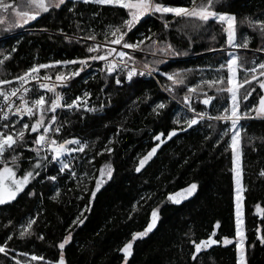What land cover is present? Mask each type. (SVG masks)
<instances>
[{
  "label": "trees",
  "instance_id": "1",
  "mask_svg": "<svg viewBox=\"0 0 264 264\" xmlns=\"http://www.w3.org/2000/svg\"><path fill=\"white\" fill-rule=\"evenodd\" d=\"M165 3L190 6V0H165ZM216 10L236 16L238 39L243 34L250 38L249 50L238 53L247 61L246 66L252 67L253 61H264V52L256 51L264 47V41L246 22L242 23L245 18L264 20V0H220ZM126 18V11L115 6L66 0L59 9L43 13L23 27L7 31L0 25V59L11 53V58L0 65V80L12 81L0 84V88L11 90L18 82L17 77L35 65H55L57 61L96 55L87 52V47L94 43L83 39L89 33L96 35L95 43L103 42L100 54L105 53L107 48L103 45L112 44L104 33ZM165 19L169 21L168 29L158 15L149 16L126 37L132 42L142 34L156 33L153 39L170 42L179 51L180 55L174 59L155 65L158 68L154 72L155 79L133 77L126 82V71L112 75L92 71L60 90L66 103L88 92L91 94L88 101L104 102L105 106L101 113L81 109L59 113L62 127L55 139L61 143L66 139H79L87 145L83 153L65 158L66 162L71 161L70 168L76 176L67 170L60 173L59 163L49 164L40 170V176L31 181L24 193L0 205V245L6 244L8 251L7 256L0 254V264H15V259L22 264L25 261L27 264L55 262L60 255L58 244L69 234L71 239L63 250L66 264H125L120 249L131 241L133 233L146 228L156 208H159L157 226L147 237L134 242L127 264H237L235 244L222 243L225 237L234 239L236 236L231 131L222 135L229 124L205 118L188 130H182L187 128L184 121L193 115L183 103L187 89L202 79L217 75L227 78L226 67L220 73L215 71L228 59L224 51V28L215 21L193 28L192 24L198 21L189 22L170 15ZM183 25L187 27L178 30ZM13 48L16 51H11ZM129 52L137 61L154 60L139 52ZM77 66L79 64L55 65L41 69L40 74L55 79L57 74L66 75ZM184 70H191L186 73L185 84L176 87L174 93L166 91L171 82L165 73ZM116 78L122 83L117 85ZM252 84L257 91L247 101H241L242 112L246 106L259 103L261 92L255 81ZM224 86H227L226 79ZM204 91L217 99L205 106L200 102L203 95L193 94L191 103L195 110L211 116L222 114L223 107H228V94L218 96L206 86ZM160 103H164L165 108L154 112ZM251 115L253 118L240 121L243 125L240 144L242 220L247 264H264V244L258 239L264 236V176L260 175L264 171V117ZM24 122L30 121L25 119ZM173 130L177 135L167 139V133ZM160 133H165L162 137L165 142L137 172L139 161L159 143L154 137ZM34 136L29 135V140ZM27 147L22 150L21 168L25 170L30 167V158L35 156ZM106 148L112 151L109 153ZM105 164L113 169L112 177H105L106 182L92 199L95 180ZM51 176L56 180H50ZM192 183L197 184V190L191 197L179 204L168 201L169 194ZM81 212L84 223L74 226L73 221ZM29 220L36 221L30 229L31 235L21 237L20 232ZM213 233V238L220 242L201 251L193 261L192 241L199 243ZM40 236L44 239H39ZM32 255L44 259L33 261Z\"/></svg>",
  "mask_w": 264,
  "mask_h": 264
},
{
  "label": "snow or ice",
  "instance_id": "2",
  "mask_svg": "<svg viewBox=\"0 0 264 264\" xmlns=\"http://www.w3.org/2000/svg\"><path fill=\"white\" fill-rule=\"evenodd\" d=\"M66 3V0H13V2H5V0H0V25H5L7 31H11L14 28L23 27L30 21L36 20L41 14L49 13L53 9H59L62 5ZM83 3H93L97 5H108L115 6L126 11V19L122 20V23L118 26H110L109 31L104 33L105 39L108 43L112 45H118L121 49L130 50L132 53H148L153 57H172L180 55L179 51L167 41H161L160 39H153L156 33H151L149 35H143L140 39L136 41L129 42V34L133 32L134 29L142 22L145 17L149 16H159L160 19L164 20V28H169V21L165 19L167 16H172L173 18L185 19L189 22L198 21L199 23H193V28L203 27L210 21H215L226 25L224 27V32L226 33V44L228 48L233 49V51L228 52V59L226 63L221 64L219 68L215 69L217 73H220L225 67L227 68V78L223 75H217L212 79H202L199 84L194 87H189L185 96L183 97V103L187 110L193 115L191 118L186 119L184 122L187 124L188 128L197 125L201 120L207 118L208 120L223 121L225 124L230 123V129H226L222 135H227L228 131H231V143L230 147L233 152V163L235 165L233 171L236 173V240L229 239L225 237L223 239V244L225 246L235 243L236 251L238 253L237 264H247L246 259V248L245 241L246 236L242 229V199L241 192L243 191L241 184V171L239 168L240 162V144H241V131L243 130V125L240 124L242 119L253 118L251 113L255 114V117H264V95L259 97V104L256 106L248 107L246 110L241 112L240 102L241 98L247 101L254 92L257 91L256 87L253 86L252 82L255 81L259 89L264 92V61L257 63L253 61L252 67H247V61L238 55L237 50H249L250 38L243 34L240 39H238V28H237V18L234 15L221 13L216 10L220 3V0H190V6H170L165 3V0H83ZM247 23L248 27L256 32L261 41H264V20L257 19L253 20L251 18H245L242 23ZM187 27L183 25L180 31ZM83 39L91 40L94 43L87 47L88 53H96L81 60H67V61H57L55 65H76L83 66L89 65L90 62L104 61L105 70L108 75H112L120 69L121 71H126V78L131 81L134 76L140 75H152L154 72L158 71L155 65L164 63V59H154L152 61H137L134 55L130 54L129 51L118 50L117 48H109L104 54H100L101 43H95L96 35L89 33ZM150 41L151 43H147ZM11 51H16L13 48ZM258 52H264V47L256 49ZM116 53V58L109 61V56ZM11 58V53L3 55L0 59V65H3L5 61ZM129 62L132 63V67L129 68ZM137 63H142L143 68H137L135 65ZM55 65L50 64H38L33 66L23 75L18 76L17 80L20 83V87H13L9 91H5L0 88V98L3 100V104H0V128L4 131H0V205L14 201L21 193L25 192V189L31 183L35 177L40 176V170L47 168L49 164L59 163V172L63 173L66 170L71 173L73 177L76 176L74 171H71L70 165L71 161L66 162V157L71 156L73 153H83L87 147L79 139L64 140L62 143L57 139L52 138L53 133H60L62 125L57 124L58 116L57 111L63 108L73 109L79 108L81 105L87 104V99L90 98L91 94L85 92L83 97L77 96L71 103H66L64 96L61 92L56 91V85L50 84L47 81L51 80L48 75L41 78L39 76L41 69H49L55 67ZM191 70H184L183 72L175 73H165L167 80L171 82V85L166 86L165 90L169 93H174L176 87L185 84L186 73ZM81 74L80 70L72 72L68 75L64 73H59L55 76V80L60 82V86H66L67 81L71 78L79 76ZM238 77L240 78L238 80ZM45 82H39L40 80ZM225 79L226 84L225 85ZM31 80L38 81V87L45 93H52L50 99H46L44 94H40L37 98L29 99V95L32 89L25 87L26 84ZM10 80H0V84H11ZM117 85L121 84L122 81L119 78L115 79ZM248 85V87H244ZM209 90H215L217 95H222L227 93L231 101L228 107H223L222 114L211 116L207 112H197L192 106L191 100L193 94L203 95V99L200 101L205 106H210L214 100L217 99L216 96H210L204 91V87ZM243 88V92L240 89ZM13 98H18L20 103L17 105ZM165 104L160 103L153 109H164ZM85 111H95V109L85 107ZM48 113H52L50 118L47 116ZM158 114V113H157ZM12 117H17L15 121ZM25 117L28 118L30 122H24ZM179 123V121H176ZM20 125L19 128L16 126ZM211 126V125H210ZM186 130V129H182ZM35 134L34 138L29 140V135ZM175 130L167 133V139H171L176 136ZM165 133L157 134L154 139L159 143L151 149L140 161L139 166L136 168L137 172H140L145 164L151 160V158L156 154L158 148L165 141L162 137ZM31 145L30 147H27ZM70 145H75V147H69ZM27 147V150L35 153L33 158H30L29 169H22L21 162L23 160V149ZM109 153L112 151L111 148H106ZM102 154V153H98ZM91 163V161H89ZM113 169L109 164L103 165L99 170V177L95 180V189L91 191V198L94 199L97 193L100 191L104 182L107 179H111ZM19 173V175H18ZM87 175V173H86ZM261 176H264V171L260 172ZM50 180L55 181L56 177H49ZM197 190V184L192 183L187 188L182 189L181 192L175 194H169L167 197L168 201L179 204L182 202L181 193H183L182 198L187 199L191 197ZM29 195H35V193L29 192ZM59 195V193H57ZM259 209V205H257ZM88 209L86 208L85 211ZM159 208L153 209L151 212V218L146 228L143 231L135 232L132 234L131 241L127 242L120 251L124 254L125 264H127V259L132 255L133 244L138 239H143L151 233L157 226L159 220ZM84 215L81 212L80 216L73 221L74 226L82 225ZM35 220H29L23 230L20 232L21 237L26 235H31L30 229ZM216 227L219 228L220 224L217 222ZM215 233L209 236L208 239L201 240L197 243L195 240L192 241L194 245V253L192 255L193 261L197 260V257L201 251L206 250L212 245L218 244L220 241L214 239ZM9 240L12 239L11 236L8 237ZM39 239H44L40 236ZM71 239V234L65 237L62 242L58 244L60 249V255L58 260L55 262H48V264H66L63 250L65 245L69 243ZM261 244H264V236H259ZM0 254L8 255L7 245H0ZM20 255L27 256V253H21ZM15 259V257H13ZM44 257H38L36 255L31 256V260H43ZM15 264H22L19 259H15ZM27 264V261L23 262Z\"/></svg>",
  "mask_w": 264,
  "mask_h": 264
},
{
  "label": "built area",
  "instance_id": "3",
  "mask_svg": "<svg viewBox=\"0 0 264 264\" xmlns=\"http://www.w3.org/2000/svg\"><path fill=\"white\" fill-rule=\"evenodd\" d=\"M103 46H105V45H103ZM117 49H119V47L117 48ZM114 58H116V53H114V54H112L111 56H109V61H111V60H113ZM133 65H132V63L131 62H129V68H131ZM136 66V65H135ZM137 68H140V69H142L143 67H138V66H136ZM78 70H80V72H81V74L79 75V76H76V77H74V78H71V79H69L68 81H67V85L66 86H60V82H58V81H56L55 79H53V78H51V80L50 81H47L48 83H50V84H54V85H56V91H59V92H61L60 90L61 89H66V88H68L69 86H70V84L73 82V81H75L76 79H79V78H81V77H83V76H85L87 73H89V72H92V71H99V72H106V70H105V63H104V61H95V62H90V66L89 65H85V66H83V69L81 70V66L79 65V66H77L75 69H73V70H70V72H68L66 75H68V74H70V73H72V72H75V71H78ZM119 71H121L120 69H117V71L115 72V73H119ZM46 74H40L39 73V76L41 77V78H43V76H45ZM49 76V75H48ZM134 77H138V78H141V79H149V78H153V79H155V75L154 74H152V75H143V76H140V75H137V76H134ZM39 82H45V81H43L42 79L39 81ZM38 81H36V80H31V81H29V83L28 84H26L25 85V87H28L29 89H32V92H31V94L29 95V99H34V98H37V96L38 95H40V94H44L45 96H46V98H50L51 96H52V93H45L43 90H40L39 89V87H38V83H39ZM126 82H128V80H127V78H126ZM14 87H20V83L19 82H17V84L14 86ZM62 93V92H61ZM15 101H16V104L18 105L19 103H20V101H19V99L18 98H13ZM87 99V103L89 102L88 101V98H86ZM74 100V99H73ZM0 104H3V100H2V98H0ZM89 104V103H88ZM84 108H79V109H81L82 111H84V112H90V113H101V111H102V108H103V106L101 107V108H92V107H89L88 105H85V106H83ZM85 107H87V108H92V109H97V110H95V111H85L84 109H85ZM62 110H71V109H67V108H63V109H60V110H58L59 112H57V116H58V120H57V124H59V113L62 111ZM52 114V113H51ZM27 117H25V119H26ZM17 119V117H12V120H16ZM0 123H3L2 121H0ZM0 131H1V128H0ZM59 134V133H58ZM54 135H57L56 133H53L52 134V138L54 137Z\"/></svg>",
  "mask_w": 264,
  "mask_h": 264
},
{
  "label": "rangeland",
  "instance_id": "4",
  "mask_svg": "<svg viewBox=\"0 0 264 264\" xmlns=\"http://www.w3.org/2000/svg\"><path fill=\"white\" fill-rule=\"evenodd\" d=\"M83 1V0H82ZM31 22V21H30ZM29 22V23H30ZM28 23V24H29ZM222 24V23H221ZM27 25V24H26ZM223 25V24H222ZM2 26V29H5L6 28V26L5 25H1ZM25 26V25H24ZM224 27H226V25H223V28ZM225 33V32H224ZM225 36H226V33H225ZM226 40H227V37H226ZM105 48H107V50L109 49V48H118L119 47V49L118 50H123V51H130V50H124V49H121L120 48V46H118V45H105L104 46ZM224 51L228 54V52L229 51H233V49H231V48H228V46H227V44H226V48L224 49ZM243 51H245V50H243V49H240V50H237V52L238 53H241V52H243ZM104 54V53H103ZM114 54V53H113ZM142 55H144V56H148V57H150V58H154V59H164L165 61H167V60H171L174 56H172V57H153L152 55H150V54H148V53H142ZM260 55V54H259ZM174 59V58H173ZM136 66H138V67H143L142 65H138V64H136ZM154 74V73H153ZM260 79H264V77H260ZM238 80H239V78H238ZM227 85V84H226ZM258 86V85H257ZM242 89L243 88H241L240 89V91L242 92ZM260 90V89H259ZM260 92H261V95H264V92H262L261 90H260ZM51 98V97H50ZM50 98H46V99H50ZM243 99L241 98V101H242ZM89 103V104H88ZM86 105H88L89 107H92V108H101L102 106H105V103L104 102H100V104H93L91 101H89ZM230 103H231V101H230V99H228V106L230 105ZM240 104H241V102H240ZM259 103H257V105H258ZM83 106H85V105H81V107L82 108H84ZM81 107H79V108H81ZM79 108H73V110H78ZM72 110V109H71ZM95 110H97V109H95ZM241 110V109H240ZM57 112H59V111H57ZM242 112V111H241ZM52 114L51 113H48L47 114V116L50 118V116H51ZM253 116L255 117V114L253 113ZM26 119H28V118H26ZM13 121H15V120H13ZM2 130L1 131H4V129L3 128H1ZM229 129H230V123H229ZM232 134V133H231ZM58 135V134H57ZM56 137V135H54V137L53 138H55ZM230 143H231V140H230ZM232 150V149H231ZM240 150V149H239ZM241 152V151H240ZM234 167H235V165H234V163H233V152H232V173H233V181H234V207H235V220H236V179H235V176H236V173L233 171V169H234ZM239 168H240V171H241V156H240V162H239ZM240 186L242 187V180H241V184H240ZM179 192H181V191H179ZM182 196H183V193H181V200H184L183 198H182ZM241 196H242V192H241ZM241 204H242V202H241ZM259 212V210L257 209V211H256V213H258ZM150 218H151V216H150ZM242 219H243V214H242ZM242 229H243V224H242ZM237 238H236V236H235V238L233 239V240H236ZM222 243H223V240H222ZM235 244V243H234ZM237 252V251H236ZM237 261H238V253H237Z\"/></svg>",
  "mask_w": 264,
  "mask_h": 264
},
{
  "label": "water",
  "instance_id": "5",
  "mask_svg": "<svg viewBox=\"0 0 264 264\" xmlns=\"http://www.w3.org/2000/svg\"><path fill=\"white\" fill-rule=\"evenodd\" d=\"M189 128L187 127L186 130H188Z\"/></svg>",
  "mask_w": 264,
  "mask_h": 264
},
{
  "label": "bare ground",
  "instance_id": "6",
  "mask_svg": "<svg viewBox=\"0 0 264 264\" xmlns=\"http://www.w3.org/2000/svg\"><path fill=\"white\" fill-rule=\"evenodd\" d=\"M73 83V82H72ZM2 130V129H1Z\"/></svg>",
  "mask_w": 264,
  "mask_h": 264
}]
</instances>
